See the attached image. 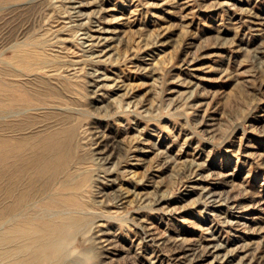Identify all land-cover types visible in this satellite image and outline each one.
Instances as JSON below:
<instances>
[{
	"label": "rangeland",
	"instance_id": "1",
	"mask_svg": "<svg viewBox=\"0 0 264 264\" xmlns=\"http://www.w3.org/2000/svg\"><path fill=\"white\" fill-rule=\"evenodd\" d=\"M0 117V209L95 210L70 264H264V0H0Z\"/></svg>",
	"mask_w": 264,
	"mask_h": 264
},
{
	"label": "bare ground",
	"instance_id": "2",
	"mask_svg": "<svg viewBox=\"0 0 264 264\" xmlns=\"http://www.w3.org/2000/svg\"><path fill=\"white\" fill-rule=\"evenodd\" d=\"M60 43L63 42L60 41ZM28 58L31 60L30 57ZM74 132H72V135H74ZM3 160L4 158L1 159L0 165L1 182L6 181ZM45 163L50 168H53L55 164L53 160ZM83 164L82 159L77 158L74 160L72 174H69L65 180L59 182L62 186L71 189V192L73 191L72 193L75 195L80 194L82 187L87 186V184L92 187L93 184V180L90 179L88 171L83 167ZM58 172L59 170L54 169L49 179L59 180V177H61L59 175L66 174L64 170L60 173ZM80 179H83L82 181L84 182H80ZM7 191L2 196V199L9 200L10 203L0 209V264H70L73 251L70 249L68 241L78 234H83L84 236L91 234L95 214L93 206L82 203L73 204L70 207L64 205L59 209L46 208V212H44L45 214L42 217L44 221L38 223L35 217L31 218L29 216V211L32 210L33 205L37 201L33 202L29 193H22L19 190V194L15 195L16 189H14L11 190L12 194L14 193L13 196H10ZM89 195H92L91 191Z\"/></svg>",
	"mask_w": 264,
	"mask_h": 264
}]
</instances>
